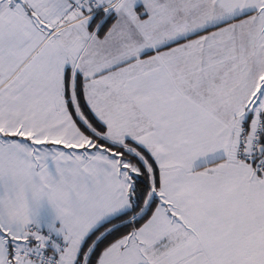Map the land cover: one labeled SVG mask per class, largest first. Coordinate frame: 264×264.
<instances>
[{"label":"snow or ice","instance_id":"1","mask_svg":"<svg viewBox=\"0 0 264 264\" xmlns=\"http://www.w3.org/2000/svg\"><path fill=\"white\" fill-rule=\"evenodd\" d=\"M0 264H264V0H0Z\"/></svg>","mask_w":264,"mask_h":264}]
</instances>
